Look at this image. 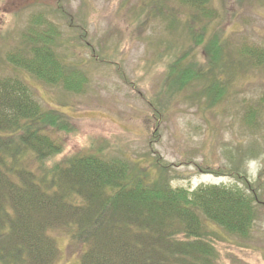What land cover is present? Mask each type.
Masks as SVG:
<instances>
[{"label":"rangeland","instance_id":"rangeland-1","mask_svg":"<svg viewBox=\"0 0 264 264\" xmlns=\"http://www.w3.org/2000/svg\"><path fill=\"white\" fill-rule=\"evenodd\" d=\"M210 6L214 16L200 18L177 0H0V75L20 77L43 106L66 114L70 128L54 131L66 155L120 157L149 179L188 189L252 183L259 201L250 230L234 234L213 223L211 237L215 264H264V64L240 53L247 44L264 48V0ZM38 13L59 30L56 51L85 74L79 89L7 60ZM201 32L223 40L220 65L195 43ZM186 51L185 63L203 74L177 87L168 67ZM215 80L226 90L214 101ZM50 232L60 249L56 264H74L85 247L66 227Z\"/></svg>","mask_w":264,"mask_h":264},{"label":"trees","instance_id":"trees-1","mask_svg":"<svg viewBox=\"0 0 264 264\" xmlns=\"http://www.w3.org/2000/svg\"><path fill=\"white\" fill-rule=\"evenodd\" d=\"M177 2L189 16H214L210 0ZM32 20L7 60L45 82L82 87L85 74L54 47L55 22L41 13ZM203 32L194 34L195 43L204 45L208 62L220 65L223 40L215 34L206 40ZM240 53L264 64V48L247 44ZM189 54L169 64L168 80L177 87L203 74L185 63ZM210 89L214 101L226 90L218 80ZM70 126L66 114L43 106L25 80L0 75V264H56L60 249L50 230L60 226L85 247L74 264H215L212 224L241 235L253 225L259 197L252 183L188 189L149 179L120 157L66 155L54 131Z\"/></svg>","mask_w":264,"mask_h":264}]
</instances>
